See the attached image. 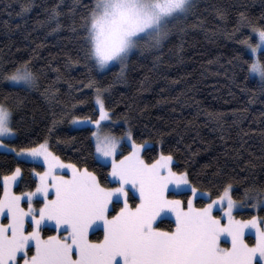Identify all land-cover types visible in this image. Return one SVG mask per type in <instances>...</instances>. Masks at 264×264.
Here are the masks:
<instances>
[{
	"label": "trees",
	"instance_id": "obj_1",
	"mask_svg": "<svg viewBox=\"0 0 264 264\" xmlns=\"http://www.w3.org/2000/svg\"><path fill=\"white\" fill-rule=\"evenodd\" d=\"M96 1L0 0V105L15 134L8 144L26 149L46 142L61 161L89 172L102 187L113 186L109 168L96 160L92 129L69 126L74 118L97 119L100 91L104 109L120 123L112 133L120 137L128 129L134 143L151 145L142 151L147 163L170 156L172 170L211 200L227 188L233 200L263 194L264 50L257 54L262 77L255 79L247 46L255 44L254 31L264 32V0H194L161 44L129 55L123 71L104 72L89 40ZM25 71L34 78L32 88L7 83ZM15 169V192L35 189L33 173L42 167L0 151V178ZM179 196L184 201L187 194ZM254 214L234 213L239 219ZM256 216L264 222V207ZM155 227L172 231L174 223L161 219ZM89 239L99 241L101 231ZM245 241L254 242L247 235Z\"/></svg>",
	"mask_w": 264,
	"mask_h": 264
},
{
	"label": "rangeland",
	"instance_id": "obj_2",
	"mask_svg": "<svg viewBox=\"0 0 264 264\" xmlns=\"http://www.w3.org/2000/svg\"><path fill=\"white\" fill-rule=\"evenodd\" d=\"M193 1H96L89 40L97 69L104 72L117 66L123 71L129 55L169 36ZM253 35L255 44L247 46L250 75L261 79L257 54L264 50V32L256 30ZM34 82L26 71L7 78L11 86L32 88ZM94 104L96 120L74 118L69 126L92 129L95 157L109 168L108 179L114 184L110 187L61 161L46 142L26 149L11 147L8 142L15 134L7 109L0 105V151L42 167L33 173L36 187L31 191L15 192L19 169L0 178V218L8 220L0 223L1 264H151L156 240L163 247L156 264H185L190 253L195 255L192 264H264V222L256 216L264 207V193L233 200L227 188L211 200L194 189L184 173L172 170L170 156L159 155L147 163L142 151L150 144L134 143L128 129L115 136L112 129L120 123L104 109L100 91L95 92ZM122 144L128 149L124 151ZM183 193L184 201L179 196ZM197 200L203 203L198 205ZM113 203L119 205L114 212ZM245 210L255 214L249 219L235 217V212ZM161 219L171 220L173 230L157 229ZM43 228L52 233L43 235ZM97 231L102 239L91 241L89 236ZM246 235L253 238L252 245H247ZM205 251L212 258L207 262Z\"/></svg>",
	"mask_w": 264,
	"mask_h": 264
},
{
	"label": "flooded vegetation",
	"instance_id": "obj_3",
	"mask_svg": "<svg viewBox=\"0 0 264 264\" xmlns=\"http://www.w3.org/2000/svg\"><path fill=\"white\" fill-rule=\"evenodd\" d=\"M1 220H2V217L0 218V223H1ZM11 225L13 224V223H10ZM0 234H1V231H0ZM160 240H156L155 242H154V245H153V247H152V252H151V254H150V262H151V264H156V262H157V260H158V254L162 251V249H163V247H162V242L160 243L159 242ZM28 245H29V243H27V245L26 246H21L20 247V249H19V253L18 254H21V253H23L24 252V250L26 249V248H28ZM37 248H35V250H36ZM193 252H194V249H193ZM72 255L73 256H76L73 252H72ZM17 256V255H16ZM194 253L192 254V253H190L189 254V256H188V258H187V260H186V262H185V264H192V260L194 259ZM15 258V257H14ZM13 258V259H14ZM203 259H204V262H207L209 259L211 260L212 258L207 254V251H205L204 252V256H203ZM1 264V263H0Z\"/></svg>",
	"mask_w": 264,
	"mask_h": 264
}]
</instances>
